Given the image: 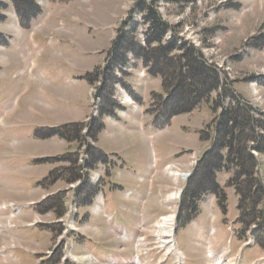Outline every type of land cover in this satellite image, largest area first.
<instances>
[{
    "label": "rangeland",
    "instance_id": "374dc122",
    "mask_svg": "<svg viewBox=\"0 0 264 264\" xmlns=\"http://www.w3.org/2000/svg\"><path fill=\"white\" fill-rule=\"evenodd\" d=\"M0 1V55H5L0 60V207L14 203L19 208L0 209V264H135L137 255L138 264H184L180 230L198 220L207 199L214 200L205 195L199 215L186 224L184 192L201 176L199 158L231 104L247 108L254 119L236 144L256 159L264 187V0H36L33 5L42 12L31 23L25 21L26 27L21 24V38L18 32L6 34L15 31L8 30L7 21L14 4ZM19 7L24 17L31 12ZM149 8L157 13L165 41L198 51L206 70L199 80L213 82L212 71L221 80L209 102L204 99L166 126L160 119L154 122L150 96L151 91L164 94L162 78L151 75L134 53L124 72L113 70L108 60L122 39L135 36L145 46L148 25L142 15ZM133 26L136 32L126 34L124 29ZM157 29L159 36L162 30ZM125 46L120 53H126ZM113 108L115 114L103 119L107 127L96 139L90 137L100 110ZM131 127L132 132L124 130ZM66 130L72 133L69 140L57 136ZM142 155L151 164L136 188L127 174L118 177L119 168L128 162L140 170ZM154 162H165V167L155 171ZM172 170L180 175L177 181ZM233 176L234 171L218 174L228 198L221 223L232 242L255 243L244 248L243 264H248L264 255V224L250 217L246 221L251 224L235 222L238 197L229 180L247 196L249 185L243 176ZM178 190V199L166 201ZM251 190L258 196V187ZM107 195V204L114 198L112 210L98 211ZM215 205L222 212L218 200ZM262 208L264 200L258 204ZM168 216L174 219L176 241L171 252L156 236L157 225ZM207 255L215 264L214 254Z\"/></svg>",
    "mask_w": 264,
    "mask_h": 264
},
{
    "label": "trees",
    "instance_id": "16d2710c",
    "mask_svg": "<svg viewBox=\"0 0 264 264\" xmlns=\"http://www.w3.org/2000/svg\"><path fill=\"white\" fill-rule=\"evenodd\" d=\"M24 1L28 4L18 0H12L23 27H26L24 25L25 21L30 23L31 20L36 18L41 12V8L37 4L35 5L36 7L33 5L36 0ZM2 5L4 4L0 1V7H2ZM19 6H21L23 10L28 8L31 12L24 17L25 15L23 16ZM133 12L134 11L130 14L132 18ZM148 12L149 14L142 15V18L144 16V18L147 19L146 24L148 25L146 29L147 43L145 46L140 45L137 39H135V36L134 39L131 40L122 39L114 51L117 53L110 56L108 60L113 70L118 69L124 72V69L131 63L129 54L134 53L136 58H141L143 60L151 75L160 76L162 78L165 96L154 94L153 103L157 101V105L155 106L154 104L155 119H160L161 126H164L168 124L173 117L191 112L204 99L209 98L213 92L220 88V77H218L219 72L212 71L211 76L212 79H214L213 82L209 83L205 81V79L199 80V77L202 74L204 75L206 70L204 69L205 66L203 64L204 61L202 62V58L199 59L197 57V54H199L198 51L193 49L188 51L185 45L182 49H179L174 42L165 41L163 36L164 31L161 25H159L156 11L150 10L149 8ZM126 24H128V21H126ZM157 28L162 30L159 36V30ZM136 29L137 28L133 26L132 28L129 27L124 30L126 34L131 35L136 32ZM177 42L181 43L179 40H177ZM124 45H126V53H120V51H124ZM180 50H183V53H179ZM150 56H152V58H150ZM180 76L185 79L182 84V78H180ZM174 77H176L177 82L175 79L172 85L167 83L168 80L171 83ZM114 114V108L110 111L101 109L100 120L97 123L98 126L94 133H90V137L96 139L99 133L105 129L104 117L113 116ZM220 117L216 125L215 137L211 148L204 153L199 161L198 171L201 170L202 174L200 177H193L192 184H194V186L191 189L189 186L186 190L187 192H184L185 196L184 194L182 195V198L183 196L185 198L184 205L186 204L187 206L184 208L188 214L186 217V224L199 215L200 202L202 198L208 194L216 196L223 213H227V197L217 181L218 173L223 170L227 173L234 171L233 177L237 179L243 176L244 179H247L246 185H249L247 196L241 187L234 184L233 179H230L228 183L229 186L235 188L239 197L237 207L239 217L237 222L246 225L251 224L252 222L247 224L246 221V217H250L253 218L254 221L258 219L262 220L264 224V208L258 209L259 202L263 203L264 200V187L262 185L263 181L256 171L257 161L256 159L254 160L253 157H249L250 153L248 149L244 147L240 149V145L236 144L237 140H241L240 135L242 133L246 134V129L253 128V123H255L254 119L251 118V113L247 108L241 109L240 106L235 108L232 104L228 110L221 113ZM71 134L70 130H66L65 132L58 131L57 136L69 140L71 138L69 135L71 136ZM251 187H258L260 189V192L258 191V196H255V192L251 190ZM181 208L183 209V205Z\"/></svg>",
    "mask_w": 264,
    "mask_h": 264
},
{
    "label": "crops",
    "instance_id": "0c3cea01",
    "mask_svg": "<svg viewBox=\"0 0 264 264\" xmlns=\"http://www.w3.org/2000/svg\"><path fill=\"white\" fill-rule=\"evenodd\" d=\"M10 10L12 11L13 14L10 13L11 15H7L8 26H10L8 30L13 29L15 31L11 30L10 31L11 33H9V32H7V33L4 32V33L8 34L9 36H12L11 35L12 33L18 32L19 33L18 36L21 38L25 34V32L20 27V25L18 23V19L16 16L17 14L15 13L13 6H11ZM23 32H24V34L22 35L21 33H23ZM21 41H22V39H21ZM22 43L19 46H17V50H18L17 55L18 56H22L21 54H23ZM0 56H1V58H0V60H1V59H4L3 57L5 55H0ZM126 98H127V101L130 100L129 101L130 103L133 102L131 99H129L128 96H126ZM120 125L123 128L125 127L122 124H120ZM133 128H134V126H133ZM135 129L137 130V127ZM124 130L126 132H132L131 131L132 127L129 129H124ZM122 132H123V129H122ZM139 133H140V131H139ZM142 158H143V162L140 165H143V167L140 168V170L137 167L133 168L132 171L124 169V168L123 169L119 168L120 172H119L118 177L120 176V179H121L123 176L127 177V175H128L131 179L136 180V181H133L132 183L135 184L136 188H137V182H139V179L141 177V173L146 176L145 167L149 168V166L151 164L148 161V159H146L143 155H142ZM136 176H138V179L135 178ZM108 198H109V196L107 195L105 198V205L103 204V200H102V202L98 206L99 209L96 208L98 211L101 209H105L107 212H108V210H112L114 198H113L112 205L107 204L109 202ZM214 200H215V198H214ZM214 200L213 199H207L206 206H201V208H203V212L199 215L198 220L183 230L182 235L185 237V241H184L185 250H182V251L179 249L178 250L184 256V258L186 257V259H187L186 264H213V263H209L210 257L207 255V249H211L208 251H211L212 253L214 252L215 254H218V253L222 252V250L224 249V247L226 245L228 233L221 223L222 222V215H221V212L219 210V207L217 205H215ZM202 203L204 204V201ZM204 209L206 212L207 211L212 212V217L209 216V212H207L208 214L204 216L203 215ZM207 216H208V218H206ZM199 240H201V242ZM236 242L239 245L238 240L237 241L234 240L232 245H235ZM202 243H203V245H202ZM196 244L198 246H202L203 249L199 250L200 248H198V250H197L195 248ZM239 249L236 252H238Z\"/></svg>",
    "mask_w": 264,
    "mask_h": 264
},
{
    "label": "bare ground",
    "instance_id": "6f19581e",
    "mask_svg": "<svg viewBox=\"0 0 264 264\" xmlns=\"http://www.w3.org/2000/svg\"><path fill=\"white\" fill-rule=\"evenodd\" d=\"M129 99H130V97H129ZM170 174H171L170 176L173 177V178H176V176H180L179 174L177 175L175 173V171H173V170L170 172ZM177 179L178 178H176V181H177ZM179 195H180V190H178V191H176L174 193H171L169 196H167L166 201L169 202V201L176 200V199H178L180 197ZM173 220H174L173 216H168V217L162 218L161 222L157 225V229L158 230L156 231L157 238L159 239V241H161V243L163 244L162 245L163 247H168L169 252H171L173 250V248H174V246L176 244V241L175 242L173 241V237H174V232H173L174 230H173V227H172ZM179 253H180V251H179ZM181 255H178L179 263L181 262L182 256H183V255L182 256ZM210 255H212V254H210ZM183 259H184V256H183ZM77 260H79V259H77Z\"/></svg>",
    "mask_w": 264,
    "mask_h": 264
}]
</instances>
